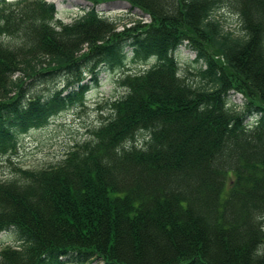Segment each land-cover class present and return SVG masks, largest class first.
Listing matches in <instances>:
<instances>
[{"label": "trees", "instance_id": "trees-1", "mask_svg": "<svg viewBox=\"0 0 264 264\" xmlns=\"http://www.w3.org/2000/svg\"><path fill=\"white\" fill-rule=\"evenodd\" d=\"M87 1L69 23L52 2L2 1L1 156L100 73L154 63L121 73L123 93L63 159L0 178V233L17 242L0 264H264V0H123L151 19L128 25L99 16L112 0ZM224 6L238 33L214 15Z\"/></svg>", "mask_w": 264, "mask_h": 264}, {"label": "rangeland", "instance_id": "rangeland-1", "mask_svg": "<svg viewBox=\"0 0 264 264\" xmlns=\"http://www.w3.org/2000/svg\"><path fill=\"white\" fill-rule=\"evenodd\" d=\"M12 2L15 0H0ZM55 5V22L69 23L75 18L83 15V11L89 10L93 4L87 0H45ZM99 16L108 20H116L127 25L134 20L150 23L149 15L144 14L138 8H131L130 4L123 0H112L95 6ZM214 15L220 21L225 30L239 32V18L234 11L227 6L219 8ZM120 28V27H119ZM6 39L0 36V42ZM131 52H128L130 57ZM179 72L183 75L187 70H193L195 53L187 46H180L174 51ZM154 60L147 63L130 61L124 68L116 73L102 72L96 83H89V89L83 98H77L73 104L52 117L40 128L31 129L17 139L12 150L6 155H0V178H7L11 173L15 174L19 166L29 169H41L55 164L65 156L66 152L78 141L86 138L89 128L99 124L102 107L107 100L120 96L124 89L118 83L120 77L126 73L138 72L150 67ZM196 66V64L194 63ZM204 67V65H202ZM124 71V74H121ZM195 72V71H194ZM89 77L86 78V81ZM60 78H56L44 85L36 86L37 92L46 93L56 86L60 88ZM57 87V88H58ZM245 102L243 94L233 92L230 103L241 106ZM230 185V183H229ZM16 238L12 233H0V247L16 245Z\"/></svg>", "mask_w": 264, "mask_h": 264}]
</instances>
